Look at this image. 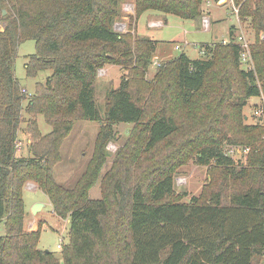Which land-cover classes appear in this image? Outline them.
Segmentation results:
<instances>
[{
  "label": "trees",
  "instance_id": "16d2710c",
  "mask_svg": "<svg viewBox=\"0 0 264 264\" xmlns=\"http://www.w3.org/2000/svg\"><path fill=\"white\" fill-rule=\"evenodd\" d=\"M133 1L129 31L121 33L113 26L125 0H0V264H256L264 257V128L242 123L243 102L231 101L235 79L242 81L240 97L264 94V0H234L240 22L249 19L255 32L256 69H240L233 25L227 44H201L198 58L182 52L160 63L152 79L147 75L158 41L137 35L133 25L150 10L196 20L208 0ZM30 39L36 52L27 56V77L49 73L27 95L15 65L20 44ZM110 64L127 72L108 91L103 116L95 81ZM219 65H225L223 95L206 93L199 102ZM223 102L224 119L217 109ZM39 115L52 127L47 134ZM79 119L101 126L92 160L68 189L56 180L54 166ZM24 121L29 155L16 150ZM121 122L133 123V134L101 178V197L91 198ZM235 125L239 134L230 139L250 146L247 164L223 148ZM164 144L171 146L167 154ZM190 156L222 180L216 191L185 202L175 192L174 174ZM28 181L69 219L61 257L38 247L41 224L25 229Z\"/></svg>",
  "mask_w": 264,
  "mask_h": 264
},
{
  "label": "rangeland",
  "instance_id": "374dc122",
  "mask_svg": "<svg viewBox=\"0 0 264 264\" xmlns=\"http://www.w3.org/2000/svg\"><path fill=\"white\" fill-rule=\"evenodd\" d=\"M133 6V7H131ZM204 13L196 20H186L173 14L150 10L145 12L140 20L133 25V30L139 36H148L158 41L157 51L152 59L150 69L147 75L152 79L159 63L171 60L185 52L191 58L203 56L201 44H227L230 41V29L234 25L235 36L244 34L251 43L255 40V32L249 19L239 22L232 4L229 1L220 2V0H208L203 5ZM135 15V6L133 0H125L121 4V15L114 22V29L118 32L125 33L129 31L132 22V16ZM208 17L209 29L205 28L204 20ZM166 19V20H165ZM164 21V25L151 26L152 22ZM177 46H180L177 48ZM36 52V41L26 40L22 42L18 49L16 58L15 74L22 87L26 89L27 95L35 91L38 80H45L47 73L42 72L37 77H27L25 64L27 56ZM252 52V49H251ZM253 62L246 63L248 60H240V69H256V56L252 54ZM219 67V68H218ZM210 74L205 87L200 95L199 102H202L203 94L210 92L223 95V88L220 85V77L224 72L225 65H219ZM223 70V71H222ZM126 69L121 66L110 64L100 68L97 72L95 81V97L102 115L105 114L106 97L110 89L119 86ZM237 72L232 76L236 77ZM39 77V78H38ZM242 81L235 79L231 87V101L243 102L242 106V123L257 124L264 128V113L256 114L258 108L264 109V94L250 98L240 97ZM23 88V89H24ZM226 106L223 102L217 105V109L222 115V109ZM201 106L197 104V108ZM228 109V108H226ZM25 119L28 115L24 113ZM39 128L42 134H47L52 127L45 121L44 116H38ZM188 122V115H186ZM239 121L235 122V124ZM214 125H219L214 123ZM27 122L21 124L19 141L22 143L19 154L29 155L28 144L31 136L25 131ZM101 122L93 120L79 119L74 121V125L61 146V159L54 166L55 178L65 188H74L82 175L85 173L89 162L92 160L97 140L100 132ZM133 123H118L114 127L115 137L111 139L106 146L107 159L103 166L100 178L97 183L90 189L91 198H100L101 178L111 168L117 154L128 143L133 134ZM235 134H239V127H235L227 133L224 138L223 148L231 154L237 163L241 165L248 163V154L244 148L245 144L233 143L231 139ZM231 138V139H230ZM165 154L168 153V144L163 145ZM239 165V166H240ZM211 166L201 165L195 157H186L184 161L177 165L174 174L175 192L180 196L182 201L189 202L196 195H208L216 191L221 183V176L217 175V170L212 173ZM24 200L26 204L25 229L27 231L37 230L41 224V236L38 247L41 249L51 250L56 256L61 257V250L69 241V219L62 218L56 214L49 197L38 187L37 183L28 181L24 188ZM40 203L42 206L36 212H33L35 204ZM5 226H0V234H4ZM61 245V247H60ZM256 264H264V257L259 258Z\"/></svg>",
  "mask_w": 264,
  "mask_h": 264
},
{
  "label": "built area",
  "instance_id": "2783aa9c",
  "mask_svg": "<svg viewBox=\"0 0 264 264\" xmlns=\"http://www.w3.org/2000/svg\"><path fill=\"white\" fill-rule=\"evenodd\" d=\"M226 1H229L232 4L233 9H234V11L237 14V17L239 19V16H238L239 7L237 5H235L234 0H226ZM131 7H133V6H131ZM239 22H240V20H239ZM151 24H152L151 26H160V25L162 26L165 24V22L159 20V21L152 22ZM204 25H205L206 29H209L210 23H209L208 17L205 18ZM235 42L241 46V59L248 60V61H246V63L251 64L253 62L252 52H251V43L247 40V38L244 36V34H239L238 36H236ZM179 47L180 46H177V48H179ZM23 91L26 92V89H23ZM255 113L262 115L264 113V109L260 107L255 111ZM21 147H22V143L20 141H18L17 145H16L17 152L21 151ZM243 151L248 153L250 151V146L244 148ZM60 247H61V245H60Z\"/></svg>",
  "mask_w": 264,
  "mask_h": 264
},
{
  "label": "water",
  "instance_id": "95a60500",
  "mask_svg": "<svg viewBox=\"0 0 264 264\" xmlns=\"http://www.w3.org/2000/svg\"><path fill=\"white\" fill-rule=\"evenodd\" d=\"M113 89H114V88H113ZM41 206H42V205H41L40 203L35 204V206H34V208H33V212H36L37 210H39Z\"/></svg>",
  "mask_w": 264,
  "mask_h": 264
},
{
  "label": "crops",
  "instance_id": "0c3cea01",
  "mask_svg": "<svg viewBox=\"0 0 264 264\" xmlns=\"http://www.w3.org/2000/svg\"><path fill=\"white\" fill-rule=\"evenodd\" d=\"M225 1H226V0H220V2H225ZM141 17H142V16H141ZM141 17H140V18H141ZM139 20H140V19H139ZM165 20H166V19H165Z\"/></svg>",
  "mask_w": 264,
  "mask_h": 264
}]
</instances>
